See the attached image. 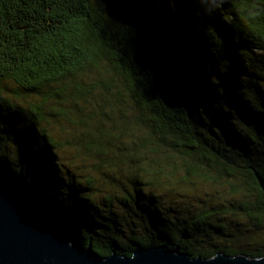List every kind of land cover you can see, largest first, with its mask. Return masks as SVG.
I'll return each instance as SVG.
<instances>
[{
	"label": "trees",
	"instance_id": "obj_1",
	"mask_svg": "<svg viewBox=\"0 0 264 264\" xmlns=\"http://www.w3.org/2000/svg\"><path fill=\"white\" fill-rule=\"evenodd\" d=\"M91 166L119 192L98 198ZM256 172L264 0H0V181L95 256L263 258ZM202 185L231 202L188 215L164 200Z\"/></svg>",
	"mask_w": 264,
	"mask_h": 264
},
{
	"label": "water",
	"instance_id": "obj_2",
	"mask_svg": "<svg viewBox=\"0 0 264 264\" xmlns=\"http://www.w3.org/2000/svg\"><path fill=\"white\" fill-rule=\"evenodd\" d=\"M256 176L264 191L263 177ZM0 264H264V257L193 258L165 246L143 248L132 257H97L53 217L35 214L14 185L0 181Z\"/></svg>",
	"mask_w": 264,
	"mask_h": 264
},
{
	"label": "rangeland",
	"instance_id": "obj_3",
	"mask_svg": "<svg viewBox=\"0 0 264 264\" xmlns=\"http://www.w3.org/2000/svg\"><path fill=\"white\" fill-rule=\"evenodd\" d=\"M107 74V71L102 69L100 71H95L92 75L95 77V79H98L100 77H104ZM87 111V110H86ZM95 119H93L94 121ZM77 128V127H76ZM94 163V162H93ZM71 165V164H69ZM71 167V166H70ZM92 169H84L85 175H92L93 177L101 180V186H100V193H98V198L103 196H108L110 193L117 194L119 192V189L117 186L113 187V184L115 183H109L111 180L104 178V176L95 173L94 167L91 166ZM71 169L74 170L73 167ZM83 170V171H84ZM82 173L84 174V172ZM214 195V198H211L212 194ZM210 194V195H209ZM164 200L166 201L168 206H172L175 210L180 211V213L183 214H191L201 208H206L208 205L214 204H222L226 203L228 204L231 202V197H229V194L226 190L223 189H216L211 186H199L195 190L192 191H186V193L181 192L180 194L178 192H172L169 194L164 195ZM243 223L240 227H237V223L233 222V219L228 221V229L233 234L240 235L243 233L242 238L240 241L235 242L234 245H231L238 249H247V237L252 235H255L254 232H251L248 230V228ZM249 231V232H248Z\"/></svg>",
	"mask_w": 264,
	"mask_h": 264
},
{
	"label": "snow or ice",
	"instance_id": "obj_4",
	"mask_svg": "<svg viewBox=\"0 0 264 264\" xmlns=\"http://www.w3.org/2000/svg\"><path fill=\"white\" fill-rule=\"evenodd\" d=\"M192 2H193V0H180V3H182V4H190Z\"/></svg>",
	"mask_w": 264,
	"mask_h": 264
}]
</instances>
